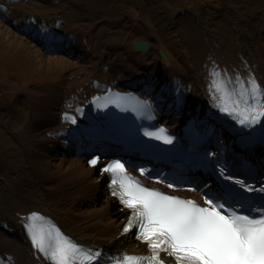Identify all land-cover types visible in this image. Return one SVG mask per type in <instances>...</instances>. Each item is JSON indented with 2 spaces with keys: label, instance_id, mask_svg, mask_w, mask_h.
Here are the masks:
<instances>
[{
  "label": "bare ground",
  "instance_id": "1",
  "mask_svg": "<svg viewBox=\"0 0 264 264\" xmlns=\"http://www.w3.org/2000/svg\"><path fill=\"white\" fill-rule=\"evenodd\" d=\"M143 1L146 2V12L157 29L169 39L172 52L162 47L167 59L177 58L185 67L184 72L176 74L174 71L170 72L171 63L163 61L171 73L165 72L166 82H172L166 85L171 87L167 91L168 97L172 101L178 100L177 103L164 100L171 108L166 122L173 129H181L194 121L202 126L204 136L221 135V142L230 141L234 145L237 128L231 126L227 128V132L225 125L238 126L239 121L235 115L223 112L219 106L221 92L212 84L214 79L219 81L220 78L213 73L221 72L224 79L231 76V81L227 83L229 88H238L239 79L249 84V77H252L264 89L259 55L248 27L250 17L239 8L243 0H160V4L157 0ZM1 14L3 11L0 10V44L8 47V50L13 48L20 51L24 60L22 66L20 63L12 65L8 54L1 56L0 78L13 70L20 75H23L22 70L30 71V64L26 62L29 60L34 64L33 69L44 73L63 72L77 66L75 76L80 82V88L78 100L73 104L62 106L64 99L59 95L53 101L57 104L52 106L55 108L54 113L58 115L57 120L47 118L42 125L46 127L21 132L22 135L26 132L32 137L28 143L39 146L32 154L27 151L25 144L17 145L14 133L0 124V229L13 228V235L0 231V251L6 252L0 256H4L10 264H30L29 261L35 259V251L28 242L24 229L11 219L15 211L27 212L33 209L44 217L59 222L70 237L87 245H104L119 250L121 254L144 252L142 244L133 240L131 235L121 234L125 213L108 193L104 185V174L97 171V165L93 166L89 158L75 155L66 139L65 130L69 129L74 136L87 131L91 124L102 123L104 119L103 115L97 116L94 99L97 95L105 98L106 91L92 82L96 80L93 75L100 74L101 64L106 62L101 55L106 54L105 49L100 50V53L89 52L85 59L79 55L86 49L83 44L75 41L72 46V42L65 41L64 44L58 43L50 47L55 50L67 46L60 52L62 54L44 53L10 28ZM9 15L10 20L21 22L16 17L22 16L21 12L13 11ZM86 39L96 51V44ZM137 39L134 30L126 38L119 39L116 36L121 45L130 51L132 49L131 54L127 55L130 59L127 60L136 61V68L143 65L150 68L154 63L144 60L155 47L147 40L150 47L147 51H142L144 60H135V55L132 54ZM74 50L77 53H73ZM123 51L125 55V49ZM4 52L3 50L2 54ZM141 79L148 83L146 76H124L119 79L116 74H103V78L97 79V82L108 88L141 83ZM62 80L63 87L67 77ZM183 80L184 84L179 85ZM58 86L59 83H51L47 87L46 96L42 88L41 96L50 97L52 92L56 96L60 88ZM68 89L67 85L66 91L63 88L61 90L67 93ZM43 107L44 105H40L37 109L42 110ZM71 117H75V122ZM22 135L19 136L21 139ZM244 157L248 162L258 161L262 159V152L257 150L255 155Z\"/></svg>",
  "mask_w": 264,
  "mask_h": 264
},
{
  "label": "snow or ice",
  "instance_id": "2",
  "mask_svg": "<svg viewBox=\"0 0 264 264\" xmlns=\"http://www.w3.org/2000/svg\"><path fill=\"white\" fill-rule=\"evenodd\" d=\"M213 75L220 78L214 79L212 86L221 92L223 112L235 115L241 125L251 126L264 119V89L254 78L249 77V84L239 79L238 88H229L231 76ZM71 119L75 122V117ZM163 131H148L147 135L171 143L173 137L161 135ZM99 160L97 156L90 163L96 165ZM103 170L111 174L113 195L131 210L124 231L137 228L139 239L151 249L150 256L124 254L113 264H165L161 252L175 257L177 264H264V195L249 197L244 190L252 192L253 187L244 179L225 177L227 170L221 169V177L231 183L222 181L218 190H210L200 203L146 186L120 159ZM259 192L264 193V187ZM255 200L261 202L259 209L253 207ZM27 220L35 248L54 264H99L100 252L75 242L41 213L32 212Z\"/></svg>",
  "mask_w": 264,
  "mask_h": 264
},
{
  "label": "rangeland",
  "instance_id": "3",
  "mask_svg": "<svg viewBox=\"0 0 264 264\" xmlns=\"http://www.w3.org/2000/svg\"><path fill=\"white\" fill-rule=\"evenodd\" d=\"M55 1L57 2L49 3L36 0V3H16L13 4V7L27 15L31 13L40 15L45 11H48V13L51 12L52 14H61L64 19V25L68 31H75L79 34L82 33L89 38H91V36H96L97 38L93 41L97 46L96 52L100 53V50L105 49L107 61L109 60L116 64L118 69L127 68L134 70L136 67V61L127 60L130 59L127 55L131 54L132 49L131 51L126 49V47L116 40V36H118L119 39H123L128 36L131 30H134V35L137 36L138 39L149 40L155 47L147 55L148 59L155 62L153 72L157 70L156 74L159 75V69L163 71V68L160 66L161 61L158 49L166 47L172 52V47L169 44V39L166 34L157 29L153 19L149 13L146 12L147 4L145 1L107 0L105 4L108 6L106 14H101L100 18L97 16L93 17L91 13L86 12L87 4L80 2L83 0ZM157 1H159L160 4V0ZM239 6L240 11L245 13L247 17H250L248 27L251 37L255 41L262 72L264 74V0H243V3ZM9 49L10 50L2 47V44H0V56L8 54L13 61L20 62L22 66L24 57L21 52L13 48ZM124 49L126 52L125 55L122 53ZM3 50L5 52L2 54ZM133 53L132 55H135V60H144L145 57L142 52L133 51ZM26 62L30 64L31 69L30 71L27 69L22 70L23 77L18 76L16 73L14 75L13 73H9L6 77L0 78V107L3 109L5 106L7 108L11 106L16 109L10 113L0 109V123H4L5 126L1 125L2 127H7L16 132H21L23 129L31 131L32 127L29 126L31 120L40 118V113L35 107L36 102L38 106L42 100V98L39 97L42 93L39 91L41 86L34 88V85L37 83L46 84L48 82L52 83L58 81L61 75L67 72L52 71L44 73L38 71L39 69H33L32 66L34 64L31 61L29 62L28 60ZM171 63L175 71L180 73L185 71L184 65L179 59H171ZM27 73L30 74L28 75ZM25 91H31L30 94L33 101V107L28 106L27 109V106H23L20 103V98ZM1 112H3V114ZM6 118L11 120L12 128L10 125L6 124V122H8ZM35 123L36 122H34V124ZM24 134L27 135V140L32 138L28 133L24 132ZM22 140L25 141V138L22 137ZM26 147L33 148L35 146L26 143Z\"/></svg>",
  "mask_w": 264,
  "mask_h": 264
},
{
  "label": "water",
  "instance_id": "4",
  "mask_svg": "<svg viewBox=\"0 0 264 264\" xmlns=\"http://www.w3.org/2000/svg\"><path fill=\"white\" fill-rule=\"evenodd\" d=\"M134 44L138 50H148L149 49V42L147 41L146 42L136 41ZM160 54L165 60H167V56L162 49H160Z\"/></svg>",
  "mask_w": 264,
  "mask_h": 264
}]
</instances>
